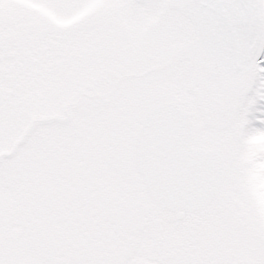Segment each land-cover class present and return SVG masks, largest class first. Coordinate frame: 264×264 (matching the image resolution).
<instances>
[{
    "label": "snow or ice",
    "instance_id": "6c2138e0",
    "mask_svg": "<svg viewBox=\"0 0 264 264\" xmlns=\"http://www.w3.org/2000/svg\"><path fill=\"white\" fill-rule=\"evenodd\" d=\"M0 264H264V0H0Z\"/></svg>",
    "mask_w": 264,
    "mask_h": 264
}]
</instances>
